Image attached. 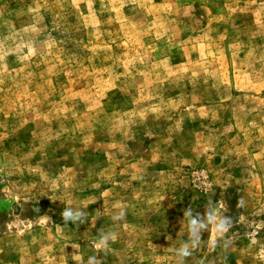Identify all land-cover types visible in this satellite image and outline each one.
<instances>
[{
    "label": "rangeland",
    "instance_id": "374dc122",
    "mask_svg": "<svg viewBox=\"0 0 264 264\" xmlns=\"http://www.w3.org/2000/svg\"><path fill=\"white\" fill-rule=\"evenodd\" d=\"M0 264H264V0H0Z\"/></svg>",
    "mask_w": 264,
    "mask_h": 264
}]
</instances>
